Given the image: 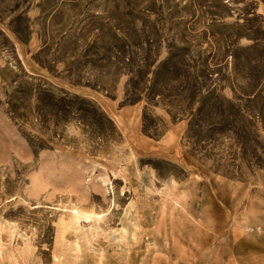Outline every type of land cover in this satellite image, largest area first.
<instances>
[{
  "label": "rangeland",
  "instance_id": "rangeland-1",
  "mask_svg": "<svg viewBox=\"0 0 264 264\" xmlns=\"http://www.w3.org/2000/svg\"><path fill=\"white\" fill-rule=\"evenodd\" d=\"M260 111L264 0H0V264H264Z\"/></svg>",
  "mask_w": 264,
  "mask_h": 264
},
{
  "label": "trees",
  "instance_id": "trees-1",
  "mask_svg": "<svg viewBox=\"0 0 264 264\" xmlns=\"http://www.w3.org/2000/svg\"><path fill=\"white\" fill-rule=\"evenodd\" d=\"M156 87L157 86L153 84L151 87H145L144 89H141L140 85H138L137 82L132 79L128 85L129 90L127 92V101H138L141 93H146L147 101L149 103H154L157 95L155 91ZM217 101L212 104L203 100L200 102L199 107L195 110V112L193 111L194 104H188V110H192L190 113L192 119L190 120L188 130L189 137L195 133V129H203L208 127V129H210V133L224 134L229 132L237 137V140H242V132L238 133V128L236 125L237 119H240L241 117L240 110L235 104H233V102H228L226 104L224 102H220L219 100ZM255 117L257 120H260L262 126H264V111L258 112ZM239 131H241V129H239ZM242 145H244V143ZM259 163L263 165L261 160Z\"/></svg>",
  "mask_w": 264,
  "mask_h": 264
}]
</instances>
